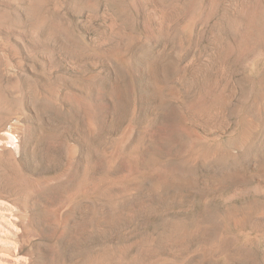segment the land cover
Listing matches in <instances>:
<instances>
[{
  "label": "rangeland",
  "instance_id": "374dc122",
  "mask_svg": "<svg viewBox=\"0 0 264 264\" xmlns=\"http://www.w3.org/2000/svg\"><path fill=\"white\" fill-rule=\"evenodd\" d=\"M0 264H264V0H0Z\"/></svg>",
  "mask_w": 264,
  "mask_h": 264
},
{
  "label": "bare ground",
  "instance_id": "6f19581e",
  "mask_svg": "<svg viewBox=\"0 0 264 264\" xmlns=\"http://www.w3.org/2000/svg\"><path fill=\"white\" fill-rule=\"evenodd\" d=\"M36 2V1H35ZM35 4V3H34ZM37 4V3H36ZM37 7V6H36ZM198 7V6H197ZM36 9V8H35ZM199 9V8H198ZM34 11V10H33ZM159 13V12H158ZM162 18V17H161ZM42 21V20H41ZM39 25H35L37 26V28L35 29V32L38 33L40 31V27H41V22ZM164 29V28H163ZM51 37V36H50ZM8 84V83H7ZM2 97V96H1ZM216 103V102H215ZM215 105V104H214ZM195 112V111H194ZM198 112V111H197ZM216 110L214 109V107L212 106L211 108L208 109H202L201 111L198 112V117H201V120H205L207 123L211 120H213V118L215 117ZM253 125V124H252ZM257 127H255L256 129ZM6 134H9L8 132H5ZM175 228V227H174ZM196 230V229H195ZM168 248V247H167Z\"/></svg>",
  "mask_w": 264,
  "mask_h": 264
}]
</instances>
